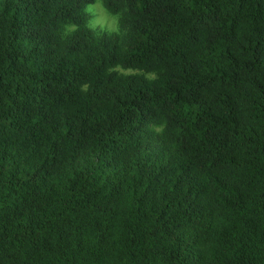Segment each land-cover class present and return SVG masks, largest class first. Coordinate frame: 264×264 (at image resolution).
I'll use <instances>...</instances> for the list:
<instances>
[{
  "label": "trees",
  "instance_id": "obj_1",
  "mask_svg": "<svg viewBox=\"0 0 264 264\" xmlns=\"http://www.w3.org/2000/svg\"><path fill=\"white\" fill-rule=\"evenodd\" d=\"M88 2L0 0V264H264V0Z\"/></svg>",
  "mask_w": 264,
  "mask_h": 264
},
{
  "label": "clouds",
  "instance_id": "obj_2",
  "mask_svg": "<svg viewBox=\"0 0 264 264\" xmlns=\"http://www.w3.org/2000/svg\"><path fill=\"white\" fill-rule=\"evenodd\" d=\"M83 12L87 16L84 28L96 37L123 35V14L113 10L106 0H90L86 3ZM81 30V26L75 22L62 25L61 38L69 40ZM157 131H160L158 128Z\"/></svg>",
  "mask_w": 264,
  "mask_h": 264
},
{
  "label": "rangeland",
  "instance_id": "obj_3",
  "mask_svg": "<svg viewBox=\"0 0 264 264\" xmlns=\"http://www.w3.org/2000/svg\"><path fill=\"white\" fill-rule=\"evenodd\" d=\"M125 33H126V31L123 30V35H124ZM123 35H121V36H123ZM116 70L119 71V72L122 73V74H135V73H141L140 71H137V70L123 69V68H121V67H117ZM148 77L153 78L154 75H152V74H148Z\"/></svg>",
  "mask_w": 264,
  "mask_h": 264
}]
</instances>
